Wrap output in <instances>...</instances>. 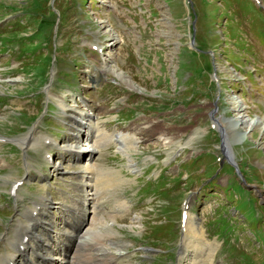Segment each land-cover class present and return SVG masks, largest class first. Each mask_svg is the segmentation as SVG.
<instances>
[{
    "label": "rangeland",
    "instance_id": "374dc122",
    "mask_svg": "<svg viewBox=\"0 0 264 264\" xmlns=\"http://www.w3.org/2000/svg\"><path fill=\"white\" fill-rule=\"evenodd\" d=\"M123 1L129 8L124 6L125 16L118 17L115 11L107 13L109 8L97 10L95 0H0V18L5 16L0 19L4 25L0 31L11 37L4 43L0 36V95L6 98L0 96V135L8 137L0 140V251L11 248L7 235L12 234L17 216L42 192L52 195L50 210L56 217L60 215L72 225L79 216L78 204L84 192L76 183L79 171L59 175L61 170L54 169L45 157L49 150L58 160L60 151L54 144L45 140L42 144L23 143L24 138L32 139L37 134H49L60 141L74 139L69 129L78 126L67 121L68 113L62 112L55 97L48 96L47 90H51L63 95L68 103L94 106V112L114 129L112 132L124 131L136 142L137 148L130 149L134 168L113 142H101L94 155L101 172L115 173L119 180L113 188L99 190L103 214L95 224L100 237L110 236L106 250L115 253L113 264H187L183 255L189 247L183 245L184 226L180 221L185 202L187 209L200 217L198 223L205 229L203 245H216L214 260L218 264H261L264 207L258 203H262L259 193L264 192V39L259 32L264 29V0H195L194 21L188 16L185 0ZM18 15L15 22L9 20ZM39 16L50 23H43ZM105 17L122 30L111 28ZM120 20L128 21L130 27L121 25ZM38 23L41 37L50 35L49 43L44 40L46 45L41 46L39 32H33ZM21 36L25 37L21 47L29 50L27 54H18ZM122 36L128 39L125 43ZM92 44L102 46L103 51L92 48ZM198 46L206 49H199L201 54L191 51ZM49 60L54 62L42 80V67ZM215 102L213 115L224 122L236 159L246 153L248 176L253 178L248 185L251 193L236 196L224 187L232 172L228 165L222 166L221 172H206L217 167L212 149L216 158L224 157L218 126L212 127L215 120L210 112ZM244 105L249 108L248 116L242 112ZM33 113L38 115L29 122L28 115ZM247 117L257 124L246 127L243 121ZM230 125L237 129L232 130ZM158 135L173 143L161 144ZM18 177L25 183L13 196L10 186ZM208 178L215 183L202 187V181ZM42 181L44 184H40ZM62 188L77 204L70 196L61 199ZM248 196L259 211L241 200ZM223 208L234 224L227 236L229 246L223 245L213 226ZM257 214L259 229L253 232L250 220ZM80 230L82 234L84 227ZM92 230L81 238V244L98 236ZM59 232L67 243L63 229ZM84 246L80 254L88 263L93 252L105 249L98 246L91 252ZM197 248L200 257L204 251Z\"/></svg>",
    "mask_w": 264,
    "mask_h": 264
},
{
    "label": "bare ground",
    "instance_id": "6f19581e",
    "mask_svg": "<svg viewBox=\"0 0 264 264\" xmlns=\"http://www.w3.org/2000/svg\"><path fill=\"white\" fill-rule=\"evenodd\" d=\"M96 60H97V58H96ZM96 70H97V68H96ZM48 94L54 96L57 99V103L63 108V111L66 110L64 112H69V111H67V109L70 110L71 111V112H69L70 117H71L70 120L74 123L77 122L79 124V126L82 128L81 129L77 125L78 127L76 128V130L71 129V131L74 132V135L72 136L74 138L73 140L68 139V140H63L61 142L58 139L51 138V141L53 143H55L59 149H63V150L68 149L69 153L71 155H73V158H74L73 162L71 161L70 158H68V160H66V161H63L62 159H58L57 161L53 162V166L55 167V169L61 170L60 174H63L64 172H67L70 169L74 170V171L76 169L79 170L77 176L76 177L73 176V177H75L78 180V182L76 181L77 184L79 186H81L83 191H84V193L82 195L83 199L80 198L82 200V203L80 205L81 212L79 213V216L77 217V221L76 222L74 221V223L71 225L70 224L71 222L65 221L62 216L59 215V217H56L54 214L51 213V211L49 210V207H50L49 204L52 202L50 200L51 196H49L48 194L43 193V192H42V194L40 193L39 198L37 200H34L32 205L27 204V209H26V212L24 215V219H21V218L17 219L16 218L18 221V223H16V225H18L19 228L17 229V228L12 227L13 228V234H11V235L6 234L7 238L10 241L18 240L19 243L21 245H23V248L22 249H13V250L7 249L3 253H0V264H11L10 262H13V264H31L32 260L35 262H37V261H39L40 263L42 262L43 264H74L75 263L74 261H76V260L82 261V258L84 259V261H86L85 257L80 254V249H81L80 239L84 238L86 236V234L89 233L90 229H93L92 231H94V232L96 231L95 233H97V235L99 237L101 236V232L99 231V228L95 227V224L97 223L96 222L97 219H100L99 214L100 213L103 214V210L99 206V197H100L99 190L100 189L103 190L107 187L116 186L117 180H118L115 176V173L112 174V173H102L101 172L100 168L98 167L99 163H97V161H95L93 159V154L99 149V147H101L100 146L101 142H105V143L113 142L114 144H117L116 150L123 152L126 156L129 157V159H128L129 164L128 165H130L131 167L134 168L135 162L132 159V156H130V149H132V148L136 149L137 145L135 144L136 142L134 140L132 141L130 139V137L127 136L126 132L118 131V130L115 133L112 132L108 126H106L105 124H103L100 121L101 119L94 112L95 109L90 105L85 107L86 109H82L79 105H75L73 103L70 104V103L66 102V99L63 97V95L57 94V93H55V91L53 92V91L49 90ZM242 109H244L242 112H246L247 115L246 114L245 115L248 116L249 113L247 112V109H245V107H243ZM97 111H99V109ZM237 117H239V116H237ZM237 117H235V118H237ZM217 120L222 124V126H225L223 121H221L220 119H217ZM148 122H146V123H148ZM215 122H216V120H215ZM243 124L246 127H248V126L254 127L257 124V122L255 123V121H253L252 118L247 117L243 121ZM230 127H233V128H231L232 130L237 129L236 127H234V125H230ZM230 127H228V128L230 129ZM109 131H111V132H109ZM80 133H83L85 137L83 139V142L79 144V142L77 141V138L79 137ZM28 136L30 137V135H28ZM116 136H119V139H117ZM46 137H48V136H44V138H46ZM21 138H22V136H21ZM157 138L159 139L161 144H164V145H170L173 143V141L171 139H168V138L164 137L163 135H158ZM42 139H43L42 134H39V135L37 134V135H33L32 139H25L24 138L23 143H25L26 146L28 144H30L31 141H33L32 143L42 144L43 143ZM82 144H83V146H82ZM42 148H44V147H42ZM84 154H85V156L86 155L88 156L87 159H83ZM57 156H58V154H57ZM51 161H52V158H51ZM53 161H54V159H53ZM94 169L95 170L98 169L100 172L97 173L94 171L92 173V171ZM109 169H111V168H109ZM119 175H120L119 178L121 180H123L121 173L117 172V176H119ZM60 176H64V175H60ZM69 177L72 178V176H70V175H69ZM102 177H105L107 179H103ZM28 178H29V176H28ZM99 178H101V179H99ZM45 187H46V184H45ZM20 189H22V188H20ZM34 189H36V188H34ZM125 200H127V199H125ZM76 209H78V208H76ZM112 211H113V209H112ZM108 212H110V210ZM63 216H64V214H63ZM67 218H69V217H67ZM101 220L102 219H100V221ZM103 220H105V219H103ZM62 221H63V224H61ZM108 226L110 228H113V226H111V224H108ZM72 227H74L76 229H72ZM81 227H84L85 229H84V232L82 234H79V230L81 229ZM59 228H63L64 231H68V233L66 235V237H68V243L67 244H60V243H63L61 240L63 237L60 239L61 235H60L59 230H57ZM74 231L77 232V234L72 236L71 233H73ZM94 232H93V234H94ZM25 233H27L29 235L27 242H24L21 239L23 235H26ZM182 240H183V245L188 246L191 249L188 253L186 252L183 255L186 258L185 261L187 262V264H215L214 263L215 247L213 245H210V244H208V246L203 245V242L205 240L204 230L201 227V225H199L196 221H193V216L191 213L188 214V217H187L186 222L184 224V231H183ZM64 242H66V241H64ZM100 242H96V243H100ZM112 242L113 241L111 240V243ZM29 246L35 247L37 249L39 248L40 254H46L47 260L45 261V263L43 262V258H44L43 256H40V257L31 256V258L26 259L25 255L21 254V253H24V250L27 249ZM91 246H93V242H87L86 247H84L83 249H86V248L89 249ZM197 247H199V248L201 247V249L204 251L200 255V257L197 255V250H198ZM203 247H205V249H203ZM42 248H44L45 250L42 251ZM104 250H106V249H104ZM117 254H119V252ZM198 254H199V252H198ZM89 255H90V253H89ZM110 255H111V257L109 258ZM26 256H29V254L27 253ZM90 256H91V260L89 259V256H88V259L92 263L95 262V264H105V263H109L110 261H111V263H112V261L113 262L116 261V260H114L115 253L107 252V251H104L101 253H93ZM116 257L120 258V256H116ZM86 258H87V256H86Z\"/></svg>",
    "mask_w": 264,
    "mask_h": 264
}]
</instances>
